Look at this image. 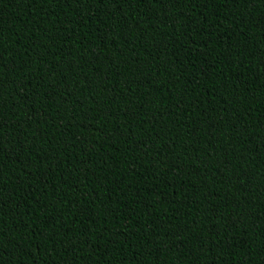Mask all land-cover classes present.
<instances>
[{"label": "trees", "instance_id": "obj_1", "mask_svg": "<svg viewBox=\"0 0 264 264\" xmlns=\"http://www.w3.org/2000/svg\"><path fill=\"white\" fill-rule=\"evenodd\" d=\"M0 264H264V0H0Z\"/></svg>", "mask_w": 264, "mask_h": 264}]
</instances>
